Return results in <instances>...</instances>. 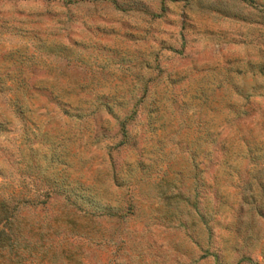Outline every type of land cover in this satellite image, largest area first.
I'll return each mask as SVG.
<instances>
[{"label": "rangeland", "instance_id": "rangeland-1", "mask_svg": "<svg viewBox=\"0 0 264 264\" xmlns=\"http://www.w3.org/2000/svg\"><path fill=\"white\" fill-rule=\"evenodd\" d=\"M1 203L0 264H264V0H0Z\"/></svg>", "mask_w": 264, "mask_h": 264}, {"label": "trees", "instance_id": "trees-1", "mask_svg": "<svg viewBox=\"0 0 264 264\" xmlns=\"http://www.w3.org/2000/svg\"><path fill=\"white\" fill-rule=\"evenodd\" d=\"M0 224L2 221H4V219L6 221L10 220V213H9V209L8 207H6L5 203H1L0 204ZM12 216V215H11ZM5 233L4 229L1 231L0 230V237Z\"/></svg>", "mask_w": 264, "mask_h": 264}]
</instances>
